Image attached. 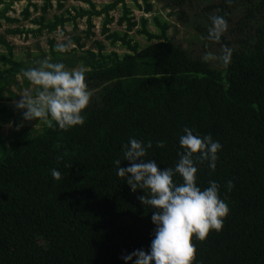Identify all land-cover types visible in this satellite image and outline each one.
I'll list each match as a JSON object with an SVG mask.
<instances>
[{"label": "trees", "instance_id": "1", "mask_svg": "<svg viewBox=\"0 0 264 264\" xmlns=\"http://www.w3.org/2000/svg\"><path fill=\"white\" fill-rule=\"evenodd\" d=\"M22 1L13 0L7 9ZM25 1L23 18L30 20V7L37 6ZM157 1L171 10L188 36L178 37L179 28L169 36L168 23L157 19L161 32L144 28L151 43L142 48L115 35V42L129 48L123 56L103 53V46L98 53L78 56L52 51L48 61L66 69L82 62L92 97L82 126L64 130L53 121V127L44 123L37 133L33 126L42 121L23 118L27 126L12 134L9 147L0 144V264H125L122 256L148 252L156 230L154 209L138 199L142 191L133 193L118 176L115 162L129 166L122 146L132 137L151 141L146 159L161 168L174 167L185 127L222 145L214 171L207 163L198 164L197 184L203 189L215 181L230 210L221 231H211L204 241L193 237L195 264H264V0ZM51 2L45 1L44 15ZM143 2L151 12V0ZM103 12L80 10L75 19L89 15L91 28L92 16ZM213 15L228 22L218 43L207 39ZM68 21L55 17L47 23L40 17L34 24L40 32H55ZM135 25L129 23L128 30ZM6 37L0 44L10 48ZM75 42L85 48L80 39ZM224 46L232 49L226 68L202 59L206 52L221 55ZM10 54H0V63L11 66L0 78L1 102L6 88L18 85V76L27 80L23 72L47 60L43 53L18 62ZM160 141L162 148L157 147ZM52 169L61 173L59 180ZM174 180L182 183L179 176Z\"/></svg>", "mask_w": 264, "mask_h": 264}, {"label": "clouds", "instance_id": "2", "mask_svg": "<svg viewBox=\"0 0 264 264\" xmlns=\"http://www.w3.org/2000/svg\"><path fill=\"white\" fill-rule=\"evenodd\" d=\"M210 21L207 39L218 43L228 31V22L219 15L211 16ZM65 50L64 45L58 47L60 52ZM202 59L218 61L226 68L231 63L232 49L224 46L221 55L206 52ZM23 76L40 89L35 98L21 96L16 102L24 120H40L49 128L55 121L64 130L85 123L83 113L90 104L92 91L82 71H69L63 63L44 60L39 68L25 70ZM183 131L179 138L182 151L174 167L161 168L154 160L146 159L151 141L145 143L132 137L122 146L123 161L129 162V166L122 167L121 160L115 162L118 176L124 178L130 190L144 193L138 199L154 209L151 219L156 227L150 250H135L122 256L125 264H195L193 237L204 241L211 231H221L229 215V206L220 196V185L209 181L202 189L196 175L198 164L207 163L215 170L222 145L211 135L200 136L187 127ZM157 147H164V143L157 142ZM51 175L57 180L61 178L56 169H52ZM176 176L182 183L174 180ZM233 187L228 181L227 189Z\"/></svg>", "mask_w": 264, "mask_h": 264}, {"label": "rangeland", "instance_id": "3", "mask_svg": "<svg viewBox=\"0 0 264 264\" xmlns=\"http://www.w3.org/2000/svg\"><path fill=\"white\" fill-rule=\"evenodd\" d=\"M13 0H0V38L7 36L6 39L10 44V48L5 44H0V54L5 57H10V51L15 61H27L29 58L40 56L45 53L47 60H51L52 51H58L60 45H64L68 52H72L76 56L82 55L84 51H92L98 53L100 46H103V53L116 52L123 56L130 53L128 46L121 41L115 42V35L120 38H125L126 41L139 48L151 43L148 35L143 31L146 28L148 31L159 34L161 27L157 22H167L169 25L168 33L172 36L176 28L180 29L178 37L188 36L187 31L177 21L175 16L170 14V9H164L161 2L151 0L153 3V10L146 12L143 0H139L141 8L136 5L134 0H125L117 4L113 9L105 10L109 6L113 7L119 0H51V5L47 9V15L43 14L42 8L46 0H32L30 12L32 17L30 20L23 18V12L28 7V1L15 2L11 8L7 9V5ZM94 4L95 8L89 3ZM59 5H63L60 7ZM83 12H103L101 15L92 16V27L88 25L89 15L78 17L77 14ZM17 19L19 23H9L5 19ZM40 17H46L47 23L55 21V17L69 19L64 24V28L59 26L55 32H50L47 29L40 32V25L34 24L35 20ZM121 19H124L123 24H120ZM146 19V26L144 25ZM136 22L133 30L129 31V23ZM16 31L24 30L22 34L16 35L7 34L9 30ZM65 31V33L63 32ZM80 39V44L86 43L85 48H79L75 40ZM155 40H153L154 42ZM12 49V50H11ZM63 51V52H65ZM75 52V53H74ZM10 65L0 63V78L6 77ZM67 70H85L82 62H78L76 68ZM18 85L12 84L6 88L8 92L5 93V101H0V144H4L6 148L9 147L12 134L27 126V122L22 120L23 114L16 107V102L21 99V96H31L35 98L38 86L31 84L22 76L17 77ZM17 121L20 124L17 125ZM44 128L43 122H38L33 126L37 133L42 132Z\"/></svg>", "mask_w": 264, "mask_h": 264}]
</instances>
